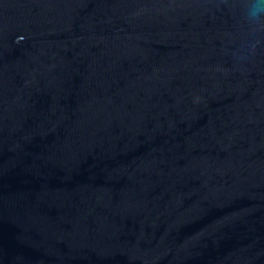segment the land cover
Returning a JSON list of instances; mask_svg holds the SVG:
<instances>
[{"label":"water","instance_id":"water-1","mask_svg":"<svg viewBox=\"0 0 264 264\" xmlns=\"http://www.w3.org/2000/svg\"><path fill=\"white\" fill-rule=\"evenodd\" d=\"M246 7L0 0V264H264Z\"/></svg>","mask_w":264,"mask_h":264},{"label":"clouds","instance_id":"clouds-1","mask_svg":"<svg viewBox=\"0 0 264 264\" xmlns=\"http://www.w3.org/2000/svg\"><path fill=\"white\" fill-rule=\"evenodd\" d=\"M245 17L250 23L264 21V0H247Z\"/></svg>","mask_w":264,"mask_h":264}]
</instances>
